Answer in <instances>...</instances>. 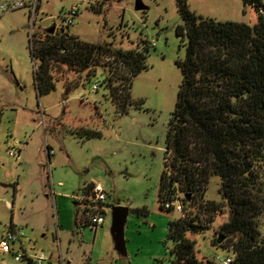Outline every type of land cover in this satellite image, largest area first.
<instances>
[{
  "label": "rangeland",
  "instance_id": "obj_1",
  "mask_svg": "<svg viewBox=\"0 0 264 264\" xmlns=\"http://www.w3.org/2000/svg\"><path fill=\"white\" fill-rule=\"evenodd\" d=\"M1 1V0H0ZM22 0L23 6L0 11V239L10 222L22 226L32 251L56 254L59 248L71 264H172L174 241L167 236L168 221L180 216L159 208L158 182L164 164L165 136L181 84L180 67L185 38L175 33L182 19L175 0ZM196 15L218 21H240L252 26L257 12L241 0H187ZM78 8L73 24L63 27L86 42H111L115 48L146 47V67L130 84L132 100L124 114L116 113L107 97L103 68L86 71L57 66L51 92L38 95L31 38L43 40L46 28L61 25V17ZM99 82L95 88V83ZM95 129L99 136L81 131ZM47 145L52 151L47 162ZM20 150V158L10 150ZM264 180V166L258 168ZM219 178L210 177L203 200L219 201ZM105 190L104 222L95 230L80 223L84 185ZM76 201L78 203H76ZM127 206L123 226L126 255L114 250L109 231L110 210ZM223 207L208 229L186 232L198 259L214 260L233 253L220 224L228 220ZM264 236V220L257 219ZM221 235L222 240L213 244ZM229 263V262H228ZM227 263V264H228ZM0 264L14 261L0 251Z\"/></svg>",
  "mask_w": 264,
  "mask_h": 264
},
{
  "label": "trees",
  "instance_id": "obj_2",
  "mask_svg": "<svg viewBox=\"0 0 264 264\" xmlns=\"http://www.w3.org/2000/svg\"><path fill=\"white\" fill-rule=\"evenodd\" d=\"M241 1L257 12L252 26L196 15L187 0H175L182 19L175 33L185 38V53L177 60L181 84L168 122L157 196L161 210L180 208V216L170 219L167 228V236L174 241L172 264H216L195 256L194 241L186 232L208 229L224 206L229 216L219 230L228 239L227 245L220 246L230 247L233 253L228 264H264V236L257 222L259 216L264 220V180L258 173L264 166V0ZM65 26L45 33L43 40L31 38L38 95L54 90L57 66L86 71L88 78L99 67L116 113L139 105L141 100L131 99L130 84L146 67L147 48L86 42L69 35ZM67 131L100 135L95 129ZM45 147L49 163L52 153ZM212 176L220 180L219 201L203 200ZM92 184L84 185L85 193ZM80 203L84 215L77 219L89 225L87 212L92 209ZM213 244H218L217 238Z\"/></svg>",
  "mask_w": 264,
  "mask_h": 264
},
{
  "label": "built area",
  "instance_id": "obj_3",
  "mask_svg": "<svg viewBox=\"0 0 264 264\" xmlns=\"http://www.w3.org/2000/svg\"><path fill=\"white\" fill-rule=\"evenodd\" d=\"M36 0L32 3V17L35 13ZM23 6L22 0H1L0 1V11L13 10ZM78 8L71 7L67 10L66 15L61 17V26L73 24L74 19L77 17ZM57 29V27H56ZM52 150L49 152L51 153ZM11 155H16L17 158H20V150H10ZM105 190L99 184H92L88 193H85V196L80 199L85 203V206L92 209L87 212L89 227L95 228L100 226L104 222V214L99 213V210H103L101 203L105 200ZM168 206V204H166ZM180 209L179 207L177 208ZM93 211V212H92ZM29 237L24 232L22 226L8 225L5 229L2 239H0V251L2 252H11L14 261H25L26 264H71L70 258L64 256L59 248V251L56 254L50 253L46 254L43 251L34 252L30 247H27L29 242ZM231 259L225 257L224 259H219L218 264H227ZM77 264V263H76ZM78 264H84L79 262Z\"/></svg>",
  "mask_w": 264,
  "mask_h": 264
},
{
  "label": "water",
  "instance_id": "obj_4",
  "mask_svg": "<svg viewBox=\"0 0 264 264\" xmlns=\"http://www.w3.org/2000/svg\"><path fill=\"white\" fill-rule=\"evenodd\" d=\"M134 8L136 10H142L145 8L141 0H135ZM56 28L55 23H50L44 30L47 33H54ZM128 208L127 206L116 205L110 210L111 224L109 226L110 235L112 238V244L115 251L121 255H126L125 238L123 226L125 225ZM222 237H217V242H221Z\"/></svg>",
  "mask_w": 264,
  "mask_h": 264
},
{
  "label": "flooded vegetation",
  "instance_id": "obj_5",
  "mask_svg": "<svg viewBox=\"0 0 264 264\" xmlns=\"http://www.w3.org/2000/svg\"><path fill=\"white\" fill-rule=\"evenodd\" d=\"M55 31H56V28H55ZM55 31H54V32H55Z\"/></svg>",
  "mask_w": 264,
  "mask_h": 264
}]
</instances>
